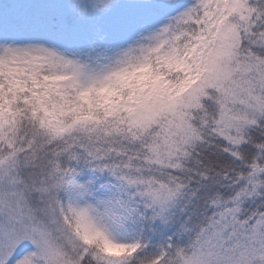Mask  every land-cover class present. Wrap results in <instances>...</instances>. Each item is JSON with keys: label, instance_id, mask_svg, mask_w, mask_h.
I'll return each mask as SVG.
<instances>
[{"label": "snow or ice", "instance_id": "6c2138e0", "mask_svg": "<svg viewBox=\"0 0 264 264\" xmlns=\"http://www.w3.org/2000/svg\"><path fill=\"white\" fill-rule=\"evenodd\" d=\"M0 264H264V0H0Z\"/></svg>", "mask_w": 264, "mask_h": 264}]
</instances>
